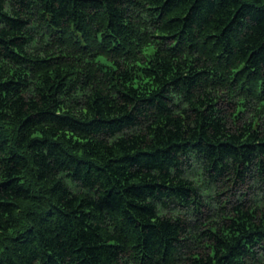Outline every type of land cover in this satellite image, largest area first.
Listing matches in <instances>:
<instances>
[{"label":"trees","instance_id":"1","mask_svg":"<svg viewBox=\"0 0 264 264\" xmlns=\"http://www.w3.org/2000/svg\"><path fill=\"white\" fill-rule=\"evenodd\" d=\"M0 264H264V0H0Z\"/></svg>","mask_w":264,"mask_h":264}]
</instances>
